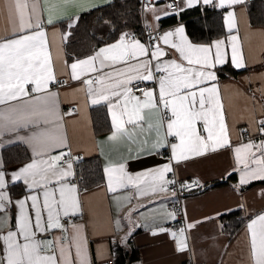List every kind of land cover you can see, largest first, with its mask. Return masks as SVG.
<instances>
[{"label": "snow or ice", "instance_id": "snow-or-ice-1", "mask_svg": "<svg viewBox=\"0 0 264 264\" xmlns=\"http://www.w3.org/2000/svg\"><path fill=\"white\" fill-rule=\"evenodd\" d=\"M102 4L110 5L111 0L88 4L77 0H5L3 4L11 32L0 36V147L23 142L30 148L31 158L11 171L4 168L0 158V264H92L85 225L71 219L83 216L80 192H87V188L81 189L78 183L82 177H78L74 165L83 157L73 155L64 117L79 115L80 111L78 105L67 113L61 111L55 85L68 81L58 79L57 59L67 76L79 82L75 91H82L91 105L107 107L109 133L97 141V151L104 161V188L113 194L118 211L132 202L133 193L151 202L161 194L176 196L178 191L203 187L199 178L181 180L178 171L209 152H232L233 171L239 174L237 187L264 180V73L242 78L249 83L259 80V87L252 88L248 96V127L239 130L238 141L232 139L218 76L229 60L235 69L246 67L237 27V6L243 11L246 0H170L162 7L155 0H143L142 9L151 12L156 21L199 4L225 9L227 34L201 43L188 37L183 24L162 34L154 29L146 41L121 31L113 42L103 43L69 63L64 59L63 44L79 22L80 11ZM65 19L67 30L60 32L54 55L47 28L52 26L56 32L54 26ZM105 23L115 27L111 20ZM248 28L264 34V28L254 29L251 23ZM161 44L175 50L172 58H167L168 49ZM134 81H152L156 87H144L138 95ZM235 92L245 95L239 87ZM144 156L164 157L165 162L129 171L128 161ZM16 182L26 186V194L14 199L9 187ZM261 192L264 194V190ZM238 207L245 209L243 203ZM183 211L186 216V209ZM132 212L130 208L114 221L116 230H123L122 219L127 221L121 244H126L133 228L139 226ZM149 213L160 223H145V227H151L153 234L170 232L177 251L187 250L195 257L188 231L199 221L173 230L163 222L176 218L175 209L160 204ZM139 215L143 217L144 213ZM54 230L61 235L47 241L38 238V234ZM247 230L248 264H264V212L248 220ZM224 248L227 252L228 246ZM112 258V253L105 255L103 264H110Z\"/></svg>", "mask_w": 264, "mask_h": 264}, {"label": "crops", "instance_id": "crops-1", "mask_svg": "<svg viewBox=\"0 0 264 264\" xmlns=\"http://www.w3.org/2000/svg\"><path fill=\"white\" fill-rule=\"evenodd\" d=\"M4 2L5 0H0V36H4L6 33L11 32V25L2 10ZM77 2L83 4L99 3V0H77ZM155 3L157 6L160 3L165 6L162 0H157ZM103 5L105 4L101 6ZM196 7L200 8L201 12H205L206 9H215L221 11L223 14L225 11V9H220L213 5L199 4L183 8L178 15L171 13L161 16L159 21L154 20L150 12L147 18L146 15L144 16V23L151 30H158L161 34L165 30H170L179 24H183L186 34L191 39L186 27L188 19L181 20L180 17ZM69 11L74 12L75 9H70ZM85 11H88V9L81 10L80 14ZM173 16H176L179 21L172 25H163L162 20L168 21ZM237 16V27L239 29V35L246 58V67L235 69L229 60V62L222 67L229 66L235 69L236 73H230L227 76H220L218 73L225 107L228 111L229 124L232 126L231 135L234 141L241 139L239 130L248 127L249 108L251 107V101L248 96L251 94L252 88L259 87V80H253L252 83H249L242 78L252 73H264V34H261L259 31H251L248 28V23H251L254 29L264 28V25L254 24L251 21L249 0H246V7L243 11H241V6H237ZM66 25L67 20L65 19L63 22L57 23L54 26L57 29L56 32L53 31L52 26L47 28L51 50L54 55L57 46L60 45V32L67 30ZM224 29L225 34L219 37H223L227 34L225 23ZM136 37L144 41L142 37ZM161 46L168 49L167 58H172L175 54V50H172L170 46H164L162 44ZM63 48L65 53L64 59L68 60L65 43L63 44ZM71 61L68 60L69 63H71ZM56 70L58 79L61 81L67 79L68 81L67 84L61 85L60 88H56L55 85V90H58L60 93L61 111L67 113L68 107L79 106V115L74 113L71 116L65 115L64 117L69 143L73 149V155H81L85 159L99 156L102 163H104L103 157L100 156L97 151V141L104 139L109 131L98 133L95 130L91 110L93 107L106 106L91 105L82 91H75L80 87L79 82L73 81L67 76L64 65L59 59L56 60ZM146 83L148 87H156V84L152 81H146ZM237 87H239L245 95H237L235 92ZM257 96H259V94H257ZM5 139L8 138L5 137ZM244 139H246V137H244ZM15 145L25 146L31 156L30 148L23 142L14 141L12 143H5L3 147H0V158L3 160L4 168L8 171L19 168L31 158L30 157L20 164L7 167L5 165L3 151L7 147ZM105 149L106 151L108 150L107 146H105ZM115 155L117 154L113 153V156ZM166 155L167 152H165V156ZM163 162H165L164 157L144 156L129 160L128 169L132 172L142 171ZM234 167L235 164L232 152L220 150L217 152H209L203 157L193 158L191 162L179 168L178 176L180 179L191 180L192 178H199L204 186L209 185V183L215 180L229 176L232 173H236L238 179L236 183L222 184L217 187L202 189L199 192H191L186 195L184 201L187 212L186 223L199 221L193 229L188 231L190 247L194 248L196 253L194 258L187 250L184 252L177 251L175 241L170 232L153 234L151 227L144 226L145 223L150 226L153 223H160L159 218L155 221L153 220L149 210L157 209V206L160 204L166 205L167 209H169L167 202L172 197L171 194H161L159 198L147 202L145 198H137L133 193L132 202L130 204L125 203L118 211L115 202L112 200L113 194L105 190L104 182L101 185L87 189V192L81 191L80 196L84 206V213L82 217L75 216L72 222L85 225L87 244L92 264H103V257L109 253L113 254V243L115 241H120V237L127 231L126 220L122 219L121 221L124 226L123 230H116L114 221L118 216L123 217L124 213L130 208L133 209L132 218L133 220H139V226L133 228L127 243L123 245L127 249H132L133 247L139 248L141 259L134 264H248L249 233L247 230V223L254 215L264 212V194L261 192V190H264V180L258 179L249 182L247 185H240L237 187L239 174L233 171ZM9 191L12 193L14 199L19 198L26 194V186L23 185L22 182H16L9 187ZM127 191L132 190L128 189ZM241 203L245 205L246 211L238 207ZM141 204H143V207L140 206ZM224 209H231V211L240 209L247 219L243 228L232 238L223 232L221 217L230 212H225ZM15 211L16 209L13 208V223ZM217 212L222 214L220 216H215L214 214ZM140 213H144V216L141 217L139 215ZM203 217H210V219L203 220ZM172 221L173 220L164 221L163 226L168 228L169 223ZM52 234L53 236L61 235L59 230L52 231ZM39 235L41 234H38V237ZM225 245L228 246L227 252H225ZM113 259L114 258L110 260V264L113 263Z\"/></svg>", "mask_w": 264, "mask_h": 264}, {"label": "trees", "instance_id": "trees-1", "mask_svg": "<svg viewBox=\"0 0 264 264\" xmlns=\"http://www.w3.org/2000/svg\"><path fill=\"white\" fill-rule=\"evenodd\" d=\"M249 14L254 24L264 25V0H249ZM180 18L181 20L188 19L187 31L194 42L207 43L225 34L223 14L219 10L206 9L205 12H201L200 8L196 7L181 15ZM107 20H111L115 27L105 23ZM162 21L163 25H172L179 20L173 16L168 21ZM143 23L140 0H112L110 5L105 4L99 8L85 11L80 14L79 22L74 26L72 35L65 42L67 58L71 61L74 57H83L103 43L115 40L121 31H129L142 37ZM230 73H236V70L226 66L223 67V71L219 75L227 76ZM91 111L95 130L98 133L109 131L110 115L106 107H93ZM3 157L5 165L9 167L20 164L31 156L25 146L15 145L5 148ZM102 165L99 156L83 158L78 162V173L82 177V189L93 188L104 182ZM237 180L236 173H232L192 192H199L202 189L222 184L236 183ZM246 221L247 219L240 209L230 211L221 217L223 232L232 238L243 228ZM112 248L113 264H134L141 259L138 247L127 249L119 241H115Z\"/></svg>", "mask_w": 264, "mask_h": 264}, {"label": "built area", "instance_id": "built-area-1", "mask_svg": "<svg viewBox=\"0 0 264 264\" xmlns=\"http://www.w3.org/2000/svg\"><path fill=\"white\" fill-rule=\"evenodd\" d=\"M162 1H163L164 5H166L167 3L170 2V0H162ZM155 2H157V0H155ZM172 2H174V3H181V0H172ZM140 3H141V14H142V18L144 20L145 11L142 9L143 0H140ZM149 32H153V30H151L144 23V25H143V35H142V38H143L144 41H146ZM133 83L136 84L137 94H140V89H142L144 87H148V84L146 82H139L138 83V82H135L134 81ZM61 85H63V83H61L59 85H56V88H60ZM69 108H73V106L72 107H68V109ZM75 167H76V171H77L78 177H81L80 174L78 173V162L75 164ZM81 181H82V179H80L78 181L79 186H81ZM177 188H179V185H177ZM197 189H200V188H190V189H187V190L178 191L176 193V196H172L168 200V202H167L168 208L170 210L171 209H175L176 212H177L176 218L172 222L169 223L168 228H171V229L175 230V229H178L181 226L186 225V216L184 215V211H183L185 209V204H184L185 197H186V195L188 193H191L193 190H197ZM71 219H72V221H74V217H72ZM52 237H53L52 232H49V233H44V234L39 235L38 238L47 241V240L51 239Z\"/></svg>", "mask_w": 264, "mask_h": 264}, {"label": "rangeland", "instance_id": "rangeland-1", "mask_svg": "<svg viewBox=\"0 0 264 264\" xmlns=\"http://www.w3.org/2000/svg\"><path fill=\"white\" fill-rule=\"evenodd\" d=\"M162 6H163V5H162L161 3L158 4V7H162ZM149 13H150V12H146V11H145L146 18H147V16L149 15Z\"/></svg>", "mask_w": 264, "mask_h": 264}]
</instances>
